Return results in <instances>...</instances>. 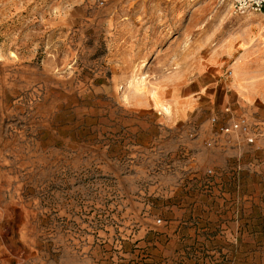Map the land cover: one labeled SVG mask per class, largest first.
Segmentation results:
<instances>
[{
  "label": "rangeland",
  "instance_id": "1",
  "mask_svg": "<svg viewBox=\"0 0 264 264\" xmlns=\"http://www.w3.org/2000/svg\"><path fill=\"white\" fill-rule=\"evenodd\" d=\"M233 2L0 0V264H264V159L206 143L264 103Z\"/></svg>",
  "mask_w": 264,
  "mask_h": 264
},
{
  "label": "crops",
  "instance_id": "2",
  "mask_svg": "<svg viewBox=\"0 0 264 264\" xmlns=\"http://www.w3.org/2000/svg\"><path fill=\"white\" fill-rule=\"evenodd\" d=\"M249 113L253 116L248 117L245 114L243 116L247 118L251 125L259 122V120L264 122V103L256 109H251ZM206 143H210L208 147L212 148L211 152L225 160L224 162L232 158L231 160L236 161V164H243L246 170L251 173L257 170L255 164L264 159V137H257L252 145L239 141L235 135H224L216 131V136L213 137V140L206 141ZM240 158H245V160L241 162Z\"/></svg>",
  "mask_w": 264,
  "mask_h": 264
},
{
  "label": "built area",
  "instance_id": "3",
  "mask_svg": "<svg viewBox=\"0 0 264 264\" xmlns=\"http://www.w3.org/2000/svg\"><path fill=\"white\" fill-rule=\"evenodd\" d=\"M233 5L238 11H254L264 14V0H234ZM219 132L224 135H235L239 141L253 145L257 137H264V122L251 125L246 117L241 116L222 123Z\"/></svg>",
  "mask_w": 264,
  "mask_h": 264
},
{
  "label": "bare ground",
  "instance_id": "4",
  "mask_svg": "<svg viewBox=\"0 0 264 264\" xmlns=\"http://www.w3.org/2000/svg\"><path fill=\"white\" fill-rule=\"evenodd\" d=\"M264 39V38H263ZM236 80V79H235Z\"/></svg>",
  "mask_w": 264,
  "mask_h": 264
}]
</instances>
